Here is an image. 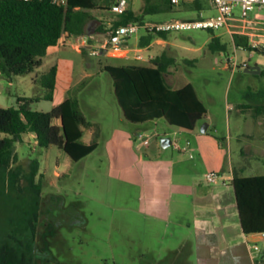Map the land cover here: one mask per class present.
<instances>
[{"label":"rangeland","instance_id":"obj_1","mask_svg":"<svg viewBox=\"0 0 264 264\" xmlns=\"http://www.w3.org/2000/svg\"><path fill=\"white\" fill-rule=\"evenodd\" d=\"M130 3L141 13L143 0ZM255 13L264 18V8ZM95 14L109 29L113 15ZM201 14L217 16L211 0H180L168 13L145 17L190 20ZM224 32L214 31L227 44L224 53L210 51V30L168 34V40L179 46L169 53L176 64L168 71V84L171 88L192 84L208 109L193 131L172 126L164 118L140 124L128 121L117 102L113 79L102 68L106 58L90 55L91 76L86 78L79 69L82 57H75V87L85 81L77 88L78 98L88 120L99 129L98 147L73 162L60 147L41 148L35 134L24 135L11 172L0 171V234L22 237L21 225L12 224L13 217L37 220L34 264H153L178 249V237L192 220L193 184L206 183V175L217 165L212 160L217 151L218 167L242 166L244 176L264 175V120L244 108L264 103V74L229 67L228 59L236 51L232 37ZM103 36L107 39V34ZM140 36L132 37L130 46ZM237 55L239 61L246 59L249 68L258 66L264 72V52L238 50ZM52 64L49 52L39 68L41 74ZM46 93L30 83L29 75L0 77V107H16L19 97ZM55 103L41 98L32 108L50 112ZM205 125L207 133L202 132ZM94 132L95 128L83 129V140L90 143ZM163 138L172 144L164 147ZM177 146L189 147L190 152L181 153ZM34 160L39 162L35 184L41 187L40 195L31 185ZM30 235L28 226L24 240L31 245Z\"/></svg>","mask_w":264,"mask_h":264},{"label":"trees","instance_id":"obj_2","mask_svg":"<svg viewBox=\"0 0 264 264\" xmlns=\"http://www.w3.org/2000/svg\"><path fill=\"white\" fill-rule=\"evenodd\" d=\"M143 1L141 13L137 14L129 5L124 13L116 15L111 12L115 0H0V74L13 78L36 73L50 48L60 45L66 37L90 35L89 30L98 22L101 24L96 26L94 35H104L119 26L144 23L146 15L168 13L174 7L171 0ZM197 7L201 9L198 4ZM95 12H110L113 15L109 29ZM210 31L213 33L210 51L226 52L227 44L214 35L213 30ZM167 36L168 33L146 34L141 37L139 45L146 47L155 39H166ZM233 43L236 48L252 50L248 37L236 35ZM83 52L87 53V48ZM175 64L174 57L162 53L152 60L150 66L104 68L113 79L117 102L128 121L140 124L164 118L172 126L193 131L207 115V106L192 84L179 89H173L168 84V70ZM261 74L264 72L261 71ZM56 79L57 67L52 66L34 78L35 85L47 91L43 97H19L16 107H0V171L11 172L17 145L29 133L35 134L39 147L58 146L73 162L82 160L97 149L99 129L88 120L78 98L77 88H82L85 81L74 87L68 98L50 112L32 108V104L41 98L53 101ZM244 108L252 110L255 119L264 120V103ZM85 128H95L90 143L83 140ZM33 162L31 185L40 195L41 187L35 184L39 162ZM15 174L12 172V175ZM232 185L244 232L248 235L264 233V175H234ZM14 220L13 217L12 224L17 222L21 225L19 228L23 235L17 238L11 233L0 234V264H34L37 220ZM28 226L31 229V245L24 240Z\"/></svg>","mask_w":264,"mask_h":264},{"label":"crops","instance_id":"obj_3","mask_svg":"<svg viewBox=\"0 0 264 264\" xmlns=\"http://www.w3.org/2000/svg\"><path fill=\"white\" fill-rule=\"evenodd\" d=\"M129 5L133 9L134 4H131L130 0ZM135 12L139 14L140 8ZM256 15L262 17L259 13H255L252 16L255 17ZM162 21L169 20L151 21L147 20L146 17L144 18V22ZM99 25L100 23H97L96 26ZM223 34L226 36L230 35L226 30ZM142 36L137 38V43L134 46H130L128 41L124 45V49L119 53L103 51L96 56L106 58L107 64L102 68L127 65L150 66L155 57L162 53L173 57L169 53L173 51V47L179 48L178 44L168 40V36L166 39H155L149 46L141 47L139 42ZM217 36L221 35L218 34ZM103 37L102 34L92 36L93 43L91 46L94 48L99 46L104 41ZM91 46L87 47V53H84L83 50L76 49L64 39L60 45L49 49L48 53L51 52L53 56V64L50 67H57L56 90L53 99L56 100V103L53 108L64 102L68 98L70 91L76 86L75 77L78 65L75 57H82L81 66L79 67L82 75L86 78L91 76L88 71L92 67L88 60L90 55L93 56ZM234 51H237L236 47H234ZM138 56L143 59H138ZM142 61L146 64H140ZM37 74L41 75L40 69L36 73L29 75L30 83L33 85H35L34 78ZM2 76L4 75L0 74V77ZM262 156L264 158V150ZM219 157L221 155L217 151L212 158L217 165H214L210 171L224 173L227 176H231L232 179L234 175L244 176L241 174L245 171L242 166L240 168L231 166L228 170L218 167ZM205 182L199 181L193 184L192 220L186 224L183 236L178 237L180 240L178 249L169 258L167 256L166 258L154 259L153 264H264V238L261 234L248 235L244 232L232 180L227 185L221 183L211 184L207 180Z\"/></svg>","mask_w":264,"mask_h":264},{"label":"built area","instance_id":"obj_4","mask_svg":"<svg viewBox=\"0 0 264 264\" xmlns=\"http://www.w3.org/2000/svg\"><path fill=\"white\" fill-rule=\"evenodd\" d=\"M171 1L174 6L180 3V0ZM211 4L216 9L217 16L204 18L201 14L200 18L197 19L144 22L119 26L110 30L107 34V39L96 48L90 44V40H92L90 35L72 36L64 39L79 50L91 46L92 55L98 56L103 51L112 53L121 52L124 49V45L138 34H169L173 31H188L193 29L213 31L225 29L232 38L236 35L248 37L252 49L249 51L264 52V18L259 15L252 16L256 10L264 8V0H211ZM128 6L129 0H115L111 7V12L116 15L122 14L128 9ZM238 50L243 52L248 51L245 48H237ZM237 51L228 59L229 67H232L233 70L249 68L246 59L239 61ZM251 56L250 54L249 59ZM138 59L141 60L143 58L138 56ZM145 145L148 146L149 142L145 141ZM178 149L183 153L190 152L189 147L181 148L178 146ZM190 157H193V155L190 154ZM206 180L211 184L221 183L227 185L233 179L224 173L211 171L206 175ZM261 236L264 238V233Z\"/></svg>","mask_w":264,"mask_h":264},{"label":"water","instance_id":"obj_5","mask_svg":"<svg viewBox=\"0 0 264 264\" xmlns=\"http://www.w3.org/2000/svg\"><path fill=\"white\" fill-rule=\"evenodd\" d=\"M98 23L101 24V22H98ZM95 28H96V26L93 24L92 29L89 30V34L90 35H94L95 34ZM245 72H247V73H253V74H260L261 73V68L258 67V66L253 67V68H247V69H245ZM207 130H208V125H205V127L202 129V132L203 133H206ZM171 144H172V140L171 139H169V138H163L162 139V145L164 147H168Z\"/></svg>","mask_w":264,"mask_h":264}]
</instances>
